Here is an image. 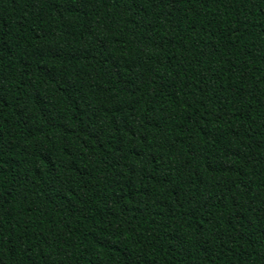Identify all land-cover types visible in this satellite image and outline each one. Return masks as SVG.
Masks as SVG:
<instances>
[{"label":"trees","instance_id":"trees-1","mask_svg":"<svg viewBox=\"0 0 264 264\" xmlns=\"http://www.w3.org/2000/svg\"><path fill=\"white\" fill-rule=\"evenodd\" d=\"M0 264H264V0H0Z\"/></svg>","mask_w":264,"mask_h":264}]
</instances>
